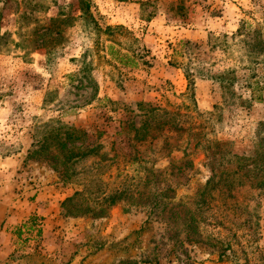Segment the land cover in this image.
I'll use <instances>...</instances> for the list:
<instances>
[{
  "label": "rangeland",
  "instance_id": "rangeland-1",
  "mask_svg": "<svg viewBox=\"0 0 264 264\" xmlns=\"http://www.w3.org/2000/svg\"><path fill=\"white\" fill-rule=\"evenodd\" d=\"M146 123L157 138L138 143ZM66 132L95 152L69 180L33 156ZM213 140L239 158L264 144V0H0V160L52 186L65 223L48 250L20 234L7 264H264V190L218 189L196 211ZM75 192L124 199L66 217Z\"/></svg>",
  "mask_w": 264,
  "mask_h": 264
},
{
  "label": "trees",
  "instance_id": "trees-1",
  "mask_svg": "<svg viewBox=\"0 0 264 264\" xmlns=\"http://www.w3.org/2000/svg\"><path fill=\"white\" fill-rule=\"evenodd\" d=\"M121 65L128 67L129 64L122 63L121 60ZM225 81L232 84L233 82H235V79H225ZM256 85L258 91L261 92V90H263V87L260 88V82L257 81ZM261 99H263V96L259 98V100ZM179 115L180 112L178 110L174 113V118H178ZM176 120L177 119H174V124ZM159 126L160 128H164L167 127L168 124L162 123ZM174 126L175 128L169 127L170 131L174 129L175 132L179 134L187 131L181 125L175 124ZM75 135V133L66 132L64 139L57 135L54 137L53 147H50L49 145L43 143L40 150L35 152L33 156L36 155L38 159H41L42 161L46 160L52 166L53 170L57 171V173L62 178H64L65 180H69L76 175V166L79 160L89 157L93 153L95 154V152H91L88 150H84L82 152L77 148H69V142H76L79 139ZM148 136H152L154 139L157 138L156 133L152 129L150 130L149 128H147V123L141 128L136 129V142L143 143L145 141H148ZM230 146V143L220 142L217 140L212 141L209 150H211L210 156H212L213 160L215 161L212 168L213 174L207 184L198 192L199 196L196 202L197 212L200 210L199 208L202 206V204L207 201V197L210 196L213 191H216L218 189H220L221 196L228 195L230 197L233 196V190H235L237 187H243L245 185H250L252 189L264 190V179L254 181L251 177V174L255 172L264 174V166L260 164V158L264 156V144L260 143V146H258L257 148L256 156L252 158H239L233 156L232 152L230 151ZM177 150H180V148ZM235 158L238 160V164L235 168L227 170L226 168H223V171H218L224 163H233V160H236ZM216 166H218V169H216ZM122 195L123 194H113L107 198H104L101 202V208L94 209L90 204V200L85 197L84 192H75L72 197L63 202L62 208L66 217L87 218L91 215V217L95 218L105 213V211H107L110 206L116 205L121 202L122 199H124ZM155 198L156 196L147 199L148 203L151 204L152 207L150 216L154 215V210L160 206V202H157ZM198 224L199 221L198 223L191 224L190 228H198ZM188 240L191 242H197V240H191L190 238Z\"/></svg>",
  "mask_w": 264,
  "mask_h": 264
},
{
  "label": "crops",
  "instance_id": "crops-1",
  "mask_svg": "<svg viewBox=\"0 0 264 264\" xmlns=\"http://www.w3.org/2000/svg\"><path fill=\"white\" fill-rule=\"evenodd\" d=\"M22 164L12 156L0 160V264H7L16 252L20 234L41 235L48 250L51 238L59 236L65 225L54 210L53 187L37 176L20 174Z\"/></svg>",
  "mask_w": 264,
  "mask_h": 264
}]
</instances>
